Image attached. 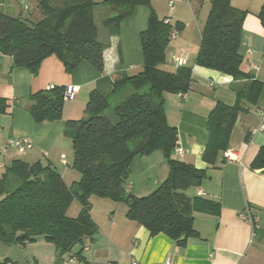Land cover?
<instances>
[{
	"label": "trees",
	"instance_id": "16d2710c",
	"mask_svg": "<svg viewBox=\"0 0 264 264\" xmlns=\"http://www.w3.org/2000/svg\"><path fill=\"white\" fill-rule=\"evenodd\" d=\"M37 0L42 19L30 23L0 11V54L12 59V67L27 68L33 75L41 62L55 55L70 72L84 61L102 71L103 46L97 41L92 0ZM151 0H104L114 14L105 21L117 28L135 7L150 8L148 25L141 32L142 71L132 77L114 78L109 96L91 92L85 117L66 123L65 133L72 142V169L79 180L65 184L51 166L13 161L0 175V242L25 246L43 239L53 245L54 264L82 261V252L97 232L91 218L90 198L107 199L127 206L126 218L148 230L151 236L164 234L178 245L197 236L193 227L195 212L218 216V202L187 194L200 187L204 170L172 157L176 129L164 113V95L188 92L192 69L178 67L174 72L161 69L173 26L164 24ZM246 12L235 9L229 0H210V10L201 30L195 65L245 81L232 106L216 103L207 118L208 141L203 153L207 165H215L229 148L236 120L261 93V83L241 71L239 45ZM257 17L264 28V4ZM180 24L176 23L179 30ZM64 88L52 87L29 96V114L36 123L61 117ZM10 104L0 97V115ZM114 120H112L111 119ZM160 151L168 166L166 180L152 193L136 197L126 191L131 162ZM251 170L264 168V146L250 164ZM73 201L80 205L77 216L67 211ZM34 264H38L34 262Z\"/></svg>",
	"mask_w": 264,
	"mask_h": 264
},
{
	"label": "crops",
	"instance_id": "0c3cea01",
	"mask_svg": "<svg viewBox=\"0 0 264 264\" xmlns=\"http://www.w3.org/2000/svg\"><path fill=\"white\" fill-rule=\"evenodd\" d=\"M92 1L96 3L92 16L97 41L103 46L101 72L84 61L66 72L62 62L50 55L33 75L27 68H13L11 57L0 54V97L6 98L10 104L8 112L0 115V148L11 139L22 137L28 138L32 144V149L25 154L8 149L0 158V175L13 161L21 160L51 166L67 185L77 182L80 176L71 167L73 150L71 139L65 133L66 123L85 117V105L91 92L110 95L116 76L132 77L142 71L144 60L140 34L147 28L150 8L135 7L129 17L113 28L105 24L113 16V8L102 4L104 0ZM0 2L4 4L0 11L8 15L30 23L42 19L37 0ZM170 3L172 1L168 2V7ZM263 4L264 0H261L252 9L254 13L245 16L239 45L240 69L261 83V93L246 111L239 114L230 135L229 148L215 165L203 161L208 141L207 118L218 102L232 106L237 91L246 82H234L229 75L196 66L199 45L185 38V30L174 27L177 37L168 45L166 62L160 66L174 72L178 67L173 59L177 58L185 61L183 66L192 69L191 85L184 96L181 93L164 95L165 118L176 129L177 135L172 157L205 171L200 187L188 190L187 194L218 202L220 214L195 212L193 227L197 236L189 238L185 245H178L164 234L151 236L146 228L129 221L124 203L98 202L103 206L96 213L94 203L99 200L91 197L90 214L97 232L86 242L82 261L74 259L75 264H161L167 258L172 264H264V176L250 168L259 148L264 146V28L257 17ZM25 5L26 10L23 9ZM166 18L170 25L175 22L166 15L162 19ZM67 86H75L77 92L71 101L64 102L61 117L36 123L28 111L29 96L52 87ZM177 148L182 150L180 157L176 154ZM227 152L230 159L225 157ZM168 173L169 166L160 151L137 157L128 169L126 191L136 197L147 196L166 180ZM79 211L80 205L74 208L72 203L67 215L75 217ZM257 237L258 246H255ZM40 241L44 240L38 239L23 247L0 242V264H19L21 259L12 254L22 249L27 251L29 245ZM28 257L43 264L37 255L27 254L25 261ZM46 262L55 263V252Z\"/></svg>",
	"mask_w": 264,
	"mask_h": 264
},
{
	"label": "rangeland",
	"instance_id": "374dc122",
	"mask_svg": "<svg viewBox=\"0 0 264 264\" xmlns=\"http://www.w3.org/2000/svg\"><path fill=\"white\" fill-rule=\"evenodd\" d=\"M53 5L59 6L62 3V0H53ZM172 1L173 6L168 7V2ZM232 7L237 10L253 14V8L258 6L261 0H229ZM152 9L159 19H162L165 15L170 16L171 19L175 22L172 24L174 28H176V23H179L181 27L180 31H184L183 35L186 39H189L191 43L194 41L196 44L200 46V27L203 26L204 21L208 15L210 10V0H151L150 2ZM258 14V13H257ZM247 15V14H246ZM176 30H178L176 28ZM174 30V31H176ZM175 41L170 40V43H174ZM107 94H104L106 96ZM109 96V95H108ZM112 119V117H111ZM113 120V119H112ZM114 121V120H113ZM157 188V187H156ZM154 188V189H156ZM148 195V194H147ZM93 201L95 212L99 213L101 204L98 202H103L106 204L110 202L108 200H100L96 197H93ZM91 205V204H90ZM74 208H78L79 203L77 201H73ZM255 246H258V237L255 239ZM19 253H14L12 255H17L19 257V264H34V260L31 257L26 260L25 256L27 254L37 255L39 257L40 263L47 264V259L52 256V252H55L52 244L40 241L28 246L27 251H17ZM22 257V258H21ZM38 259V258H37ZM33 260V261H32Z\"/></svg>",
	"mask_w": 264,
	"mask_h": 264
},
{
	"label": "built area",
	"instance_id": "2783aa9c",
	"mask_svg": "<svg viewBox=\"0 0 264 264\" xmlns=\"http://www.w3.org/2000/svg\"><path fill=\"white\" fill-rule=\"evenodd\" d=\"M3 3L0 2V8L3 7ZM170 6L172 5V3L169 4ZM28 7L25 5L23 6V9L26 10ZM163 23L164 24H170V21L169 19H164L163 20ZM177 37V31H173L171 34H170V40H174L175 38ZM174 63L176 64L177 67H180V66H183L185 64V61L182 60V59H177V58H174L173 59ZM77 92V89L75 86H67L66 88H64V92H63V100L64 102H67V101H71L74 97H75V94ZM181 96H184L183 93L180 94ZM264 118V116L262 117ZM8 149H11V150H14L16 151L17 153L19 154H25L26 152H28L29 150L32 149V144L31 142L29 141L28 138L26 137H22V138H17V139H11L4 148H0V158L4 157L6 151ZM176 154L177 156H181L182 155V150L177 148L176 149ZM225 157L230 159V154L227 152L225 153ZM198 195H200V192H198ZM241 217H243V215H241ZM250 218V217H249ZM69 264H75V260L74 259H70L68 261ZM132 264H137L136 262H133ZM161 264H172L170 259H165L164 262H162Z\"/></svg>",
	"mask_w": 264,
	"mask_h": 264
},
{
	"label": "water",
	"instance_id": "95a60500",
	"mask_svg": "<svg viewBox=\"0 0 264 264\" xmlns=\"http://www.w3.org/2000/svg\"><path fill=\"white\" fill-rule=\"evenodd\" d=\"M255 173L258 174V175H260V176H264V168L263 169H259V170H255Z\"/></svg>",
	"mask_w": 264,
	"mask_h": 264
}]
</instances>
